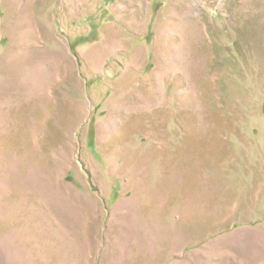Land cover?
I'll list each match as a JSON object with an SVG mask.
<instances>
[{
    "label": "rangeland",
    "instance_id": "1",
    "mask_svg": "<svg viewBox=\"0 0 264 264\" xmlns=\"http://www.w3.org/2000/svg\"><path fill=\"white\" fill-rule=\"evenodd\" d=\"M0 264H264V0H0Z\"/></svg>",
    "mask_w": 264,
    "mask_h": 264
}]
</instances>
